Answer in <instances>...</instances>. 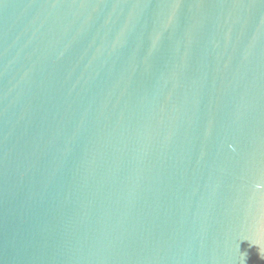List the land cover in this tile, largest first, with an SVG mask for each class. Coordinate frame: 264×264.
I'll use <instances>...</instances> for the list:
<instances>
[{"label":"water","instance_id":"1","mask_svg":"<svg viewBox=\"0 0 264 264\" xmlns=\"http://www.w3.org/2000/svg\"><path fill=\"white\" fill-rule=\"evenodd\" d=\"M0 264H264V0H0Z\"/></svg>","mask_w":264,"mask_h":264}]
</instances>
